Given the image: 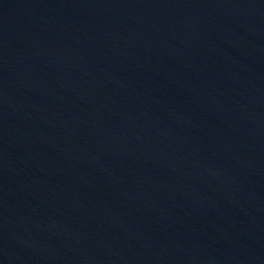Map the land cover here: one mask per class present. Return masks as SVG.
Segmentation results:
<instances>
[{
  "label": "water",
  "instance_id": "obj_1",
  "mask_svg": "<svg viewBox=\"0 0 264 264\" xmlns=\"http://www.w3.org/2000/svg\"><path fill=\"white\" fill-rule=\"evenodd\" d=\"M0 264H264V0H0Z\"/></svg>",
  "mask_w": 264,
  "mask_h": 264
}]
</instances>
